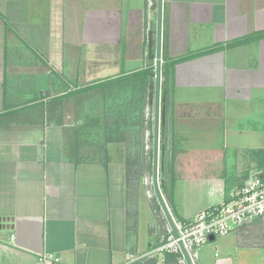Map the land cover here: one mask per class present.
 <instances>
[{
	"label": "crops",
	"instance_id": "0c3cea01",
	"mask_svg": "<svg viewBox=\"0 0 264 264\" xmlns=\"http://www.w3.org/2000/svg\"><path fill=\"white\" fill-rule=\"evenodd\" d=\"M159 36L175 221L264 170V0H0V264H174L151 253L168 235L152 126L111 124L136 106L122 86L155 78ZM195 264H264V216Z\"/></svg>",
	"mask_w": 264,
	"mask_h": 264
},
{
	"label": "built area",
	"instance_id": "2783aa9c",
	"mask_svg": "<svg viewBox=\"0 0 264 264\" xmlns=\"http://www.w3.org/2000/svg\"><path fill=\"white\" fill-rule=\"evenodd\" d=\"M264 216V170L257 171L242 186L235 188L220 204L199 212L193 219L175 221L178 235L168 225V235L151 253L165 255L177 253L179 264H188L181 248L184 244L193 263L198 257L201 245L213 238L226 235L233 229L246 225ZM130 256V261L139 260ZM39 264H63L59 254L44 252L38 257ZM158 264H166L165 260Z\"/></svg>",
	"mask_w": 264,
	"mask_h": 264
},
{
	"label": "rangeland",
	"instance_id": "374dc122",
	"mask_svg": "<svg viewBox=\"0 0 264 264\" xmlns=\"http://www.w3.org/2000/svg\"><path fill=\"white\" fill-rule=\"evenodd\" d=\"M125 88V90L128 93H132V102L133 100V94L135 93V101L136 106L132 105V107L129 109V106H123L122 112L120 115L118 114L116 118L118 120L116 122H113L111 124H126L128 126L129 124H138V138L141 137V134L143 133V125L152 126V143L148 145L147 149V157L152 159L153 157V131H154V107H155V78L148 79L145 76H139L135 80L128 81L125 85L122 86ZM112 88V86H111ZM114 88V86H113ZM118 89V88H117ZM163 100V99H162ZM170 111L168 110V106L166 105V101L164 103L163 101V107L161 110V168L163 167V157L164 154L167 153V140H164L162 137V131L167 124H169L170 119ZM110 120L107 121V124H109ZM163 126V128H162ZM107 137H111L110 134H106ZM164 136V135H163ZM139 152L141 151L140 145L138 146ZM145 147V145H144ZM144 151V150H143ZM145 152V151H144ZM166 157V156H165ZM162 170V169H161ZM162 176V174H161ZM151 177V174L149 175V178ZM151 181V180H150ZM162 181V177L160 178V182ZM136 264V263H135ZM138 264V263H137Z\"/></svg>",
	"mask_w": 264,
	"mask_h": 264
},
{
	"label": "water",
	"instance_id": "95a60500",
	"mask_svg": "<svg viewBox=\"0 0 264 264\" xmlns=\"http://www.w3.org/2000/svg\"><path fill=\"white\" fill-rule=\"evenodd\" d=\"M163 0H160L162 11ZM161 103H162V43L159 36V44L155 68V107H154V131H153V186L161 209L167 219L168 225L178 235L175 219L163 196L160 183V153H161ZM212 239H214L212 237ZM188 264H194L183 243L180 244Z\"/></svg>",
	"mask_w": 264,
	"mask_h": 264
},
{
	"label": "trees",
	"instance_id": "16d2710c",
	"mask_svg": "<svg viewBox=\"0 0 264 264\" xmlns=\"http://www.w3.org/2000/svg\"><path fill=\"white\" fill-rule=\"evenodd\" d=\"M178 256L179 255L177 253H166V261L168 263L176 264V261L178 262ZM156 260H157V256L150 257L148 260V263L156 264ZM139 261H141V260H139Z\"/></svg>",
	"mask_w": 264,
	"mask_h": 264
}]
</instances>
